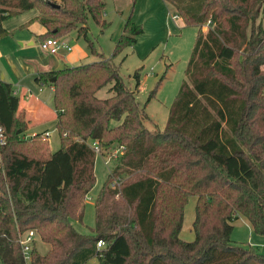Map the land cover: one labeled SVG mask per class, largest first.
<instances>
[{"label": "trees", "instance_id": "16d2710c", "mask_svg": "<svg viewBox=\"0 0 264 264\" xmlns=\"http://www.w3.org/2000/svg\"><path fill=\"white\" fill-rule=\"evenodd\" d=\"M173 2L199 30L189 80L165 129L153 132L145 125V106L113 61L144 32L131 16L106 58L87 26L90 16L107 26L106 0H0V39L13 34L6 20L36 10L21 28L40 21L46 29L40 41L76 29L100 57L37 76L54 88L56 152L42 133L26 136L20 97L0 79V125L7 136L0 146V264H27L19 239L29 229L51 244L42 253L34 241L29 264L94 258L95 264H264V254L232 238L239 215L264 234V0ZM106 87L110 95L99 97ZM93 140L104 157L121 152L111 156L115 165L95 200V234L88 235L72 220L83 219L96 183ZM192 194L195 238L185 240L180 232ZM101 239L106 243L98 246Z\"/></svg>", "mask_w": 264, "mask_h": 264}, {"label": "rangeland", "instance_id": "374dc122", "mask_svg": "<svg viewBox=\"0 0 264 264\" xmlns=\"http://www.w3.org/2000/svg\"><path fill=\"white\" fill-rule=\"evenodd\" d=\"M130 1L106 0L104 18L107 26L102 27L90 16L87 23L88 36L95 43L98 51L102 52L104 57L110 58L113 56L116 42L130 16L134 22L143 27L144 32L138 37L137 43L127 47L121 54L114 57L113 61L125 84L136 92L140 105L145 106L149 116V119L145 121L146 127L153 132L163 131L182 84L189 80L187 68L199 27L186 22L173 0H138L135 6L133 1L129 4ZM262 9L260 19L264 25V5ZM36 14V10L25 11L3 23L6 28H16L13 38L10 39L19 45L23 43L25 49H30L33 54L42 51L39 35L41 32H46V29L40 21L33 22L27 28H20V26ZM208 26V24L204 25L203 31H207ZM65 38L69 40L72 51L68 53L64 66H77L100 59L91 53L89 42L84 35L79 34L78 30L75 29ZM32 41L34 44L30 45L29 43ZM17 61L20 63L18 59ZM28 65L30 64L16 65L17 71L21 67L24 73L22 76L25 75L22 84H29L26 85L30 89L29 92L33 98L40 99L46 107L44 109L47 116H44L46 119L40 118V123L37 118H39L40 112L44 111L35 113L33 127L38 131L48 129L49 151L56 152L61 147V137L56 128V120L53 118L56 113L54 93L47 84L37 83L36 75L30 73ZM137 71L139 74H136ZM2 75L4 73L1 72L0 76ZM13 78L14 85L21 89V86L18 87L15 75ZM109 95L108 87L98 92L99 97L106 98ZM27 134H29L28 131ZM114 165L115 161L113 160L106 164V159L102 155H98L96 158V183L86 199L83 219L72 220L73 225L81 233L95 234V200L107 182ZM196 201L197 195L192 194L185 207V217L180 232L181 237L185 240L195 238L192 226ZM232 221L234 225L233 240L245 245H252L258 252L264 254V234L254 231L251 223H247L242 215ZM33 238L42 253L50 249L51 244L44 241L38 232H35ZM95 262L96 260H90L89 264H95Z\"/></svg>", "mask_w": 264, "mask_h": 264}, {"label": "crops", "instance_id": "0c3cea01", "mask_svg": "<svg viewBox=\"0 0 264 264\" xmlns=\"http://www.w3.org/2000/svg\"><path fill=\"white\" fill-rule=\"evenodd\" d=\"M128 2V1H127ZM132 2V0L129 2V4ZM34 17V16H33ZM31 19V18H30ZM29 19V20H30ZM21 28V26H20ZM9 30L13 31V34L15 33L16 28H7ZM44 32H41L40 35L44 34ZM9 35L6 37H3L0 39V73H4V75L0 76V79H4L7 82H10L13 84V88L15 90V93L20 97V106H19V113L23 116L26 117V119L29 122L28 126V133L26 131V136L27 137H33L37 134H43L46 137V134L48 133V129H45L44 131H38L33 127V115L37 113L38 111L40 112L43 110L44 112H40L38 115L39 122L41 123V119H46L44 116H46L45 109L46 108L43 103L40 101L38 98H33V95L29 92V88H27L26 85L29 84H22L24 82V76H22L23 70L21 67H19L17 71L16 65L20 66L30 64L29 66V71L31 74H35L36 78L35 80L37 81V76L41 72L45 71H51L55 69H60L64 66L66 63V57L68 53L62 54V55H50L47 52L42 51L40 53L33 54L30 49H25L22 45H19L15 41H12L10 38H13L14 35ZM39 35V36H40ZM40 39V37H39ZM67 39V38H66ZM30 45H33L34 42H30ZM17 59L20 61V63L17 61ZM16 64V65H15ZM63 65V66H62ZM25 71V69H24ZM15 75V78L18 80V87H22L21 89L17 88L13 81V77ZM9 77V78H8ZM21 83V85H20ZM38 84L43 85V82L37 81ZM48 86H50L52 92L54 93V88L50 84L46 83ZM36 100V101H34ZM36 107V108H35ZM36 111V112H34ZM47 117V116H46ZM41 118V119H40ZM53 118L56 120V128H57V122H58V117H57V112L53 116ZM37 126V125H35ZM58 129V128H57ZM47 140L49 143V135L47 136ZM243 216V215H242ZM245 218V221L247 223H250L249 220ZM96 260V258L92 259Z\"/></svg>", "mask_w": 264, "mask_h": 264}, {"label": "built area", "instance_id": "2783aa9c", "mask_svg": "<svg viewBox=\"0 0 264 264\" xmlns=\"http://www.w3.org/2000/svg\"><path fill=\"white\" fill-rule=\"evenodd\" d=\"M177 17V16H175ZM40 48L47 52L50 55H62L65 53H69L72 51V46L66 38H60V37H48L40 41ZM49 134H46V138ZM7 141V136L5 134V131L3 127L0 125V146L4 145ZM90 145L94 148L97 155H102L101 148L99 146V142L97 140L90 141ZM121 152V149H116L114 153L111 156H117ZM111 156L104 157L106 159V164L109 163L110 160H112ZM119 182V179L115 180L114 186L117 185ZM37 232L35 229H29L21 233L20 236V243L22 245L23 251H24V257L26 260V263L29 264L31 260V248L34 242L33 235ZM106 242L105 240L101 239L98 241V246L104 245Z\"/></svg>", "mask_w": 264, "mask_h": 264}, {"label": "water", "instance_id": "95a60500", "mask_svg": "<svg viewBox=\"0 0 264 264\" xmlns=\"http://www.w3.org/2000/svg\"><path fill=\"white\" fill-rule=\"evenodd\" d=\"M54 6H60L59 4H53Z\"/></svg>", "mask_w": 264, "mask_h": 264}]
</instances>
